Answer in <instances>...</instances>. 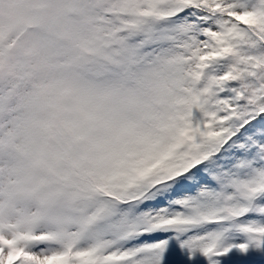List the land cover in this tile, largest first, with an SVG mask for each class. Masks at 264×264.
I'll list each match as a JSON object with an SVG mask.
<instances>
[{
  "label": "snow or ice",
  "instance_id": "obj_1",
  "mask_svg": "<svg viewBox=\"0 0 264 264\" xmlns=\"http://www.w3.org/2000/svg\"><path fill=\"white\" fill-rule=\"evenodd\" d=\"M0 264H264V0H0Z\"/></svg>",
  "mask_w": 264,
  "mask_h": 264
}]
</instances>
